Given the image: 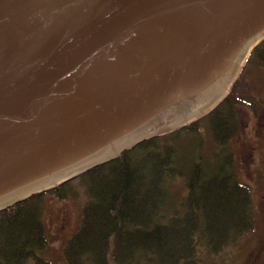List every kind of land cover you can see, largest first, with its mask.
Wrapping results in <instances>:
<instances>
[{"label":"water","instance_id":"water-1","mask_svg":"<svg viewBox=\"0 0 264 264\" xmlns=\"http://www.w3.org/2000/svg\"><path fill=\"white\" fill-rule=\"evenodd\" d=\"M263 41L264 0H0V213L204 118Z\"/></svg>","mask_w":264,"mask_h":264},{"label":"trees","instance_id":"trees-1","mask_svg":"<svg viewBox=\"0 0 264 264\" xmlns=\"http://www.w3.org/2000/svg\"><path fill=\"white\" fill-rule=\"evenodd\" d=\"M251 61L264 67V41ZM239 87L237 81L204 118L143 141L78 178L88 201L64 249L66 264H203V254L218 255L255 228L251 189L237 177L226 149L240 130L238 106L247 103ZM202 123L221 147L213 162L202 152ZM177 179L186 193L172 203ZM71 182L49 192L65 200ZM44 196L0 213V264H52L39 254L48 244Z\"/></svg>","mask_w":264,"mask_h":264},{"label":"rangeland","instance_id":"rangeland-1","mask_svg":"<svg viewBox=\"0 0 264 264\" xmlns=\"http://www.w3.org/2000/svg\"><path fill=\"white\" fill-rule=\"evenodd\" d=\"M238 81L247 103L238 106L240 130L226 149L233 155L237 177L251 189L256 224L251 232L218 255L203 254V264H264V67L247 62ZM200 131L203 155L213 162V155L220 154L221 147L213 141L206 123L201 124ZM79 177L71 180L65 200L44 193L43 222L48 244L39 254L52 264H66L64 249L78 230L82 209L88 201L86 187ZM171 186V202L177 203L186 193L185 183L177 179ZM109 264L114 263L110 260Z\"/></svg>","mask_w":264,"mask_h":264},{"label":"bare ground","instance_id":"bare-ground-1","mask_svg":"<svg viewBox=\"0 0 264 264\" xmlns=\"http://www.w3.org/2000/svg\"><path fill=\"white\" fill-rule=\"evenodd\" d=\"M165 106L161 105L160 107H158L156 110H155V113L156 115L160 116V114H162L163 110H164ZM154 112V111H153ZM158 112V114H157ZM155 121V119L153 120ZM147 122H149V120L147 118H141L140 120L136 121L134 124H132L130 127H129V132H128V139L131 138H137L139 137L140 135H143L147 132V128L146 126L149 124H147ZM147 124V125H145ZM127 139V135L124 136V137H121V138H114L113 141H112V144L109 146V148H112V149H115L118 144L120 145L122 142H124L125 140ZM111 149V150H112ZM90 152H94L93 150H91ZM113 151H110L109 154H111ZM94 154V153H93ZM91 154V156L93 155Z\"/></svg>","mask_w":264,"mask_h":264}]
</instances>
